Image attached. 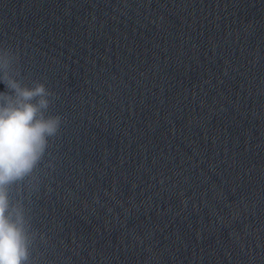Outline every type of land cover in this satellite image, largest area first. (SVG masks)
Returning a JSON list of instances; mask_svg holds the SVG:
<instances>
[{"label":"water","instance_id":"obj_1","mask_svg":"<svg viewBox=\"0 0 264 264\" xmlns=\"http://www.w3.org/2000/svg\"><path fill=\"white\" fill-rule=\"evenodd\" d=\"M13 82L59 121L0 188L25 264H264V0H0Z\"/></svg>","mask_w":264,"mask_h":264},{"label":"clouds","instance_id":"obj_2","mask_svg":"<svg viewBox=\"0 0 264 264\" xmlns=\"http://www.w3.org/2000/svg\"><path fill=\"white\" fill-rule=\"evenodd\" d=\"M10 87L15 91L14 102L0 103V188L32 171L59 123L43 116L49 106L43 85L24 88L13 82ZM5 213L6 197L0 191V264H25L23 229Z\"/></svg>","mask_w":264,"mask_h":264}]
</instances>
